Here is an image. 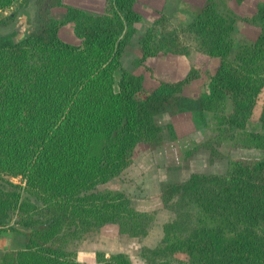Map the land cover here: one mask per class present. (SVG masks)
Wrapping results in <instances>:
<instances>
[{
    "label": "trees",
    "instance_id": "16d2710c",
    "mask_svg": "<svg viewBox=\"0 0 264 264\" xmlns=\"http://www.w3.org/2000/svg\"><path fill=\"white\" fill-rule=\"evenodd\" d=\"M16 1L29 0H0V10ZM33 1L36 23L28 33L0 32V231L11 223L24 238L23 247L3 251L0 264H84L68 244L105 224L144 234L151 212L99 185L131 163L136 144L162 143L157 114L190 110L201 118L227 100L231 111L217 119L240 130L262 156L233 160L223 174L192 172L164 183L163 203L171 206L176 197L187 205L171 226L185 218L189 228L146 248L144 264H264V133L244 130L252 117L264 128V0L250 15L256 38L239 42L232 56L235 16L228 8L206 0L185 25L218 60L207 91L197 96L180 94L194 69L146 86L141 74L122 68L140 17L134 0H104L99 14L63 0ZM14 17L0 16V27ZM69 22L77 38L66 32ZM166 22L160 15L144 30L139 60L185 51ZM95 260L132 264L124 252L97 250Z\"/></svg>",
    "mask_w": 264,
    "mask_h": 264
},
{
    "label": "rangeland",
    "instance_id": "374dc122",
    "mask_svg": "<svg viewBox=\"0 0 264 264\" xmlns=\"http://www.w3.org/2000/svg\"><path fill=\"white\" fill-rule=\"evenodd\" d=\"M64 3L78 7L92 14L103 11L104 0H63ZM206 0H134V7L140 14L133 24L134 32L129 36L121 53V66L128 71L141 74L143 83L151 86L155 81H176L185 77L192 69L195 77L181 86L180 94L197 96L207 91L209 77L213 74L218 60L206 49L201 50L198 40L185 25L191 21L197 8ZM219 8H228L235 16L232 29L233 47L241 41H252L258 34V25L250 17L257 2L262 0H214ZM14 12L15 18L27 19V33L35 25V2L29 0L25 4L14 2L10 7L0 10V16ZM167 19L166 25L172 26L178 34L180 43L185 48L182 53H158L139 60V39L144 30L160 17ZM17 20V19H16ZM14 21L11 22V24ZM8 25L1 26L6 30ZM73 24L67 23L66 32L77 38L72 29ZM24 28V27H23ZM231 111L230 101L218 109L203 110L201 118L193 111L176 114L159 113L155 121L162 126V143L150 146L140 142L136 144L131 163L117 176L100 184L101 188H114L123 191L131 198L134 206L140 210L151 212L152 221L146 232L140 236H129L119 233L115 224H105L98 231L88 232L82 239L69 245L75 250L76 258L84 264H102L95 260L97 250L106 253L124 252L132 264H144L145 249L154 248L166 237L182 233L189 228V222L181 218L179 226H171L178 217V212L187 209V205L172 198L174 207L163 203L162 185L166 182L186 180L192 172L202 174H223L230 168L231 162L239 158H260L261 148L248 146V141L242 137L240 130L229 127L217 119L218 115ZM167 124H171L170 133ZM244 130L264 133L257 118L246 121ZM19 181L18 178H12ZM177 200V201H176ZM177 204H175V203ZM11 224V223H10ZM0 231V255L5 250L23 247L24 238L21 232L10 229L9 225Z\"/></svg>",
    "mask_w": 264,
    "mask_h": 264
},
{
    "label": "crops",
    "instance_id": "0c3cea01",
    "mask_svg": "<svg viewBox=\"0 0 264 264\" xmlns=\"http://www.w3.org/2000/svg\"><path fill=\"white\" fill-rule=\"evenodd\" d=\"M17 19V20H16ZM24 27V28H23ZM27 27V19L23 16H20V12L18 14V18L14 19V22L10 25H8V28H6V30H0V32H11V31H15L17 33L23 31L25 28ZM162 113H167L162 112Z\"/></svg>",
    "mask_w": 264,
    "mask_h": 264
}]
</instances>
